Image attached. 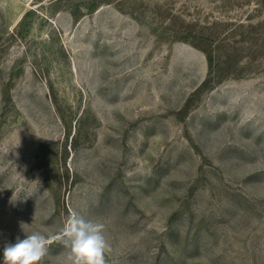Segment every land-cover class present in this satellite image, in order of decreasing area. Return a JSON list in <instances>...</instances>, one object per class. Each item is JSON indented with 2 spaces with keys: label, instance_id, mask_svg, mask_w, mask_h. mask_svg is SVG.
Listing matches in <instances>:
<instances>
[{
  "label": "rangeland",
  "instance_id": "374dc122",
  "mask_svg": "<svg viewBox=\"0 0 264 264\" xmlns=\"http://www.w3.org/2000/svg\"><path fill=\"white\" fill-rule=\"evenodd\" d=\"M70 210L106 264H264V0H0V264Z\"/></svg>",
  "mask_w": 264,
  "mask_h": 264
},
{
  "label": "clouds",
  "instance_id": "9594fccd",
  "mask_svg": "<svg viewBox=\"0 0 264 264\" xmlns=\"http://www.w3.org/2000/svg\"><path fill=\"white\" fill-rule=\"evenodd\" d=\"M105 224L89 220L75 210L69 215L55 238L67 249L65 264H106L110 245L105 237ZM52 237L43 231L25 233L3 247V264H40L48 254Z\"/></svg>",
  "mask_w": 264,
  "mask_h": 264
}]
</instances>
